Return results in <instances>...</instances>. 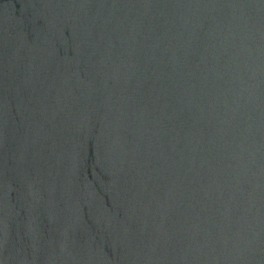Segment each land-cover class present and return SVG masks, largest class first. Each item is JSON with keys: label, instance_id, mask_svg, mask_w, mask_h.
<instances>
[{"label": "water", "instance_id": "obj_1", "mask_svg": "<svg viewBox=\"0 0 264 264\" xmlns=\"http://www.w3.org/2000/svg\"><path fill=\"white\" fill-rule=\"evenodd\" d=\"M0 264H264V0H0Z\"/></svg>", "mask_w": 264, "mask_h": 264}]
</instances>
